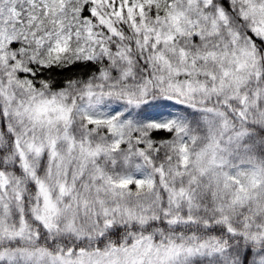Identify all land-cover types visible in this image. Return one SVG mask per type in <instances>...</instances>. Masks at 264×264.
<instances>
[{"label": "snow or ice", "instance_id": "1", "mask_svg": "<svg viewBox=\"0 0 264 264\" xmlns=\"http://www.w3.org/2000/svg\"><path fill=\"white\" fill-rule=\"evenodd\" d=\"M0 264H264V0H0Z\"/></svg>", "mask_w": 264, "mask_h": 264}]
</instances>
